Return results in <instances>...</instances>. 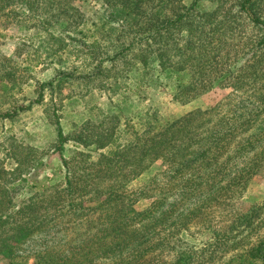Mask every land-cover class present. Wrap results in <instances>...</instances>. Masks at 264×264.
I'll use <instances>...</instances> for the list:
<instances>
[{"label": "rangeland", "instance_id": "374dc122", "mask_svg": "<svg viewBox=\"0 0 264 264\" xmlns=\"http://www.w3.org/2000/svg\"><path fill=\"white\" fill-rule=\"evenodd\" d=\"M193 1L183 0L186 5ZM237 2L197 0V14L219 6L235 14ZM72 3L85 16L82 42L91 46L89 51L79 45L82 35L78 33H73L70 42L58 30L38 31L20 12L0 14V113L18 109L11 118L0 119L1 167L12 171L19 162L7 152L12 147H24L21 157L32 155L34 164L40 162L33 178L28 177L29 182L33 179L37 186L62 187L66 169L59 154L53 151L54 114L65 132L85 126L99 130L114 123L120 128L117 134L122 133L117 142L123 143L130 131L139 122L144 124L154 112L164 123L200 110L195 121L198 126L188 134L197 139L192 152L201 151L216 137L222 138L219 144L226 143L225 151L212 167L187 171L186 176L195 172L196 180L203 183L178 187L163 206L142 220L136 212L150 206L155 198L154 184H164L173 167L158 161L146 162L148 166L138 174L130 171L131 167L119 170L96 190L121 186V202L106 204L102 202L103 195L92 199L95 192L86 194L78 208H65L61 217L15 243L7 255H0V264H50L49 261L61 259L79 264L87 259L92 264H114L127 258L135 248L158 239L168 240L165 247L169 248L175 242L194 251L205 249L199 257L200 264H227L245 255L264 237V45L256 47L260 31L245 18H231V30L215 33L217 39H225L214 61L217 66L210 76H203L207 83L216 85L195 96H186L179 93L176 80L159 72L156 62L148 60L143 67L138 48L113 61L103 59V72L94 74L99 57H112L111 52L119 43L115 31L110 30L117 27L107 22L108 11L101 0ZM260 3L258 14L264 17V0ZM217 51L218 48L213 52ZM62 71V81L57 85L55 81L54 91L45 90L40 102H33L38 99L40 85L55 80ZM223 71L229 77L219 86L214 77ZM181 77L182 82H188L190 70L183 71ZM3 84L8 86L5 91ZM74 150L89 153L85 158L92 161L99 152L94 145L76 146L70 141L65 144L63 156H70ZM23 164L29 167L28 163ZM37 189L43 192L42 188ZM22 190L24 194L33 192L24 184ZM224 199L229 200L227 210L235 215L244 218L254 209L260 213L251 225L240 219L230 231V238L216 241L215 245L214 230L223 224L219 201ZM191 210L198 211L190 213ZM206 218L210 221L202 223ZM108 247L115 250L105 255L103 249ZM208 253L211 258H207ZM163 259L165 264L171 263L167 253Z\"/></svg>", "mask_w": 264, "mask_h": 264}, {"label": "trees", "instance_id": "16d2710c", "mask_svg": "<svg viewBox=\"0 0 264 264\" xmlns=\"http://www.w3.org/2000/svg\"><path fill=\"white\" fill-rule=\"evenodd\" d=\"M101 1L108 11L107 22L117 27V29L110 30L115 31L116 40H119V43L115 44L111 52L112 57H99L93 71L94 74L103 72V59L113 61L125 56V53L134 48H138L142 53L140 62L143 63V67L147 66L148 60L156 62L161 74L177 81L176 87L179 93L195 96L216 85L213 82L207 83L203 80V76H210L212 69L217 66L214 61L220 55V48L224 45L225 39L223 38V41L217 39L215 33L231 30L233 27L231 21H234L231 18L237 21L239 18H245L252 23L261 34L256 47L264 45V17L258 14L260 2L263 0H238V10L235 14L229 10H221L220 6L212 11L197 14V0L189 5H186L183 0ZM221 4L223 2H220ZM14 8H18L19 11ZM5 11L14 14L20 12L19 15H26L24 18L32 21L38 31L47 33L51 30H58L70 42L73 41V33H78L82 35L78 40L79 45L88 48V51L91 47L82 42L85 16L80 7L72 3V0H0V14H4ZM216 48L218 51L214 53ZM90 52L94 53L93 50ZM188 69L190 79L184 83L181 80L182 72ZM63 73L65 72H58L60 76H57L55 80L42 83L38 99L33 102L39 103L45 90L53 92L55 81L56 85L60 83ZM5 74L9 79V73ZM228 75L223 71L215 76L217 85L223 86ZM7 87L3 84L4 91ZM17 110L14 108L10 112L0 113V119L11 118L17 114ZM200 113H202L200 110L190 111L180 118L161 123L154 112L148 116L144 124L141 125L139 122L137 128L130 131V136L124 138L123 143L117 142L122 133L117 134L120 128L118 130L114 123L110 126L109 123L105 128L102 126L99 130L92 126H85L65 132L59 117L54 114L55 144L53 151L59 154L61 164L66 169L65 184L62 187L52 188L46 185L37 186L33 179L29 182L28 177L33 178L40 163H33L35 159L30 153L31 148L28 152L31 158H28V155L20 156L22 155L21 149L24 147L19 150L12 147L8 150L7 154L16 157L19 163L12 171H7L0 166V255H7L15 243L26 239L61 217L65 208H78L88 193L95 192L92 199L103 195V203H117L123 198L120 192L121 186L101 188L98 192L96 187H101L100 183H103L104 179L114 177L123 168L131 167L130 171L138 174L148 166L146 162L151 164L161 161L170 168L173 167L171 175L164 184H154L155 198L150 206L144 211L136 212V216H140L139 220L150 217L155 210L163 206L168 195L178 187L190 185L192 182L195 185L203 183L202 180H196L195 172L193 175L189 172V176H186L187 171L193 169L200 172L201 169L212 167L217 161V156L225 151L224 144L226 143L219 144L222 138L216 137L207 147L199 150L200 152H192V146L197 143V139L189 137L188 134L198 126L195 121ZM70 141L76 143V146L94 145L99 151L96 160L86 159L89 153L81 150H74L68 157L63 156L65 144ZM23 162L28 163L29 167L24 166ZM22 171L25 173L22 174ZM22 184L33 190L32 194H28L29 192L24 194ZM37 187L42 188L43 192L39 193L38 189L36 190ZM219 203L222 204L220 213L223 224L219 226L220 229L214 230L215 245L216 241H225L230 238V231L234 229L236 223L242 221L240 219L248 223L247 225H251L253 218L260 213L254 209L243 218L227 210L226 205L229 200H220ZM196 211L198 210L189 212ZM200 212L203 213V211ZM207 221L210 220L206 218L202 223ZM182 225L184 226L185 222ZM111 229L114 230L115 225H112ZM166 242L168 240L158 239V241L149 242L146 246L137 247L128 253L127 258L114 264H165L163 259L165 253L171 260L170 264H200L199 257L205 249L194 251L189 246H181L175 242L169 248L165 247ZM114 250L113 247L104 248L103 253L107 255ZM207 258H211L209 253ZM48 263L79 264L76 260L67 259ZM92 263L91 259H87L81 264ZM227 264H264V237L251 246L245 255L232 259Z\"/></svg>", "mask_w": 264, "mask_h": 264}]
</instances>
